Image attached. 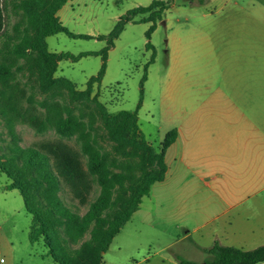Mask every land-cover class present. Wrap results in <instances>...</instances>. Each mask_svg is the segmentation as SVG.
Returning <instances> with one entry per match:
<instances>
[{
    "label": "rangeland",
    "instance_id": "374dc122",
    "mask_svg": "<svg viewBox=\"0 0 264 264\" xmlns=\"http://www.w3.org/2000/svg\"><path fill=\"white\" fill-rule=\"evenodd\" d=\"M152 1L68 0L56 15L75 33L107 35L128 10L148 6ZM171 1L164 20L158 21L151 35L153 48H147L149 22H129L125 26L115 40L114 47L109 50L103 79L100 85H94L89 99L72 98L68 85L61 80H70L78 90H85L88 80L97 75L102 67L101 55L84 56L77 61H60L54 74L58 82L50 89L41 86L37 70L30 72L16 69L13 87L5 88L0 84V91L4 92L6 100L14 94V100L21 110L41 117L45 115L46 105L53 103L61 106L64 115L77 116L87 124L95 145L104 153L111 170L125 173L129 181L157 171L155 164L146 167L141 164L140 154L135 148L123 140L109 137L103 109L98 102L110 113L136 110L141 98L145 65L155 53L154 61L148 67L143 102L138 113L141 130L148 142L159 151L166 133L178 126L181 104L177 103V98L184 94L185 79H181L179 87L174 69V43L177 35L183 33L187 17L199 18L201 7L192 3L195 0ZM3 9L6 34L15 35L18 30L25 33L29 27L28 16L20 9V0H5ZM46 43L49 51L70 52L74 55L98 52L107 45L106 40L75 39L63 32L47 37ZM2 48L3 41L0 40V50ZM26 61L27 57L18 58V64ZM259 61L264 62V56H259ZM216 72V63L209 64L199 72L198 80L221 78L218 74L216 76ZM191 93L197 92L193 90ZM3 103L4 100H0V154L15 145L28 148L59 141L81 149L82 141L77 135L63 137L52 125L39 131L28 120L12 113L8 114L13 115L10 128L8 118L2 114ZM261 135L256 136L260 145L264 141ZM249 145L254 147V143ZM247 148L248 144L241 139L238 149L242 158L239 165L242 173L239 177L263 179V166L249 160ZM82 159L88 168V156L84 155ZM253 168L255 171H251ZM208 181L210 185L176 180L155 183L150 193L143 197L139 211L114 237L104 255V264H180L178 258L195 264H207L213 259L208 249L216 241L242 249L264 245V193L228 210L226 203L230 201L227 199L232 198V190L216 189L212 179ZM8 184L10 179L0 172V258H5L3 264H55L51 257L44 261L41 259L48 252L43 239L36 243L30 241L32 216L25 207L20 191L9 189ZM235 187L238 188L239 184L236 183ZM63 188L62 198L80 215L88 211L90 203L97 199L101 189L94 181L88 203L81 205L67 186ZM89 237L87 234L83 240Z\"/></svg>",
    "mask_w": 264,
    "mask_h": 264
},
{
    "label": "trees",
    "instance_id": "16d2710c",
    "mask_svg": "<svg viewBox=\"0 0 264 264\" xmlns=\"http://www.w3.org/2000/svg\"><path fill=\"white\" fill-rule=\"evenodd\" d=\"M205 4L207 0H196ZM4 2L0 0V84L5 88L13 87L15 70H37L42 87H55L58 79L54 77L58 64L62 60L77 61L89 55H101L103 63L97 75L92 76L85 90H78L73 82L65 81L72 98H90L95 84L100 85L107 67L109 50L129 22H149L147 31V48H153L150 41L158 21H163L165 12L171 7V0H153L148 6H138L123 14L113 30L107 35L93 36L71 31L57 12L68 0H20V9L28 16V29L25 33L6 34L4 28ZM30 31L33 33L31 34ZM65 33L71 38L106 40L107 45L101 51L82 52L74 55L70 52H52L48 50L46 38ZM19 57L27 61L18 64ZM155 53L145 65L141 80V98L134 111L121 110L110 113L103 109V117L108 127V135L114 140H123L140 154L143 166L155 164V172L144 174L135 181L125 173L113 172L106 161L104 153L95 145L88 126L77 116L64 115L58 103L46 105L43 117L27 110H21L14 100V94L6 100L0 91V100H4L2 114L7 117L9 127L13 115L28 120L39 131L52 125L63 137L77 135L82 141L77 150L69 144L59 141L53 144L40 143L23 148L19 145L9 147L0 154V172L10 179L9 189H18L23 197L25 207L32 216L29 238L32 243L44 240L48 255L58 264H104V255L109 250L114 237L120 233L126 223L138 211L145 195L152 186L165 179L168 166L165 155L168 147L178 136L177 129L169 130L161 143L160 150L151 145L144 136L140 122L139 109L144 96V83L148 76V67L154 61ZM12 113V116H8ZM88 156V168L84 166L82 156ZM100 186V194L90 203L88 211L80 215L71 208L61 196L63 187L67 186L81 205L88 203L93 182ZM89 234L90 237L85 239ZM79 244V246H75ZM213 259L207 264H259L264 263V245L253 249H242L224 245L216 241L208 249ZM180 264H195L178 258Z\"/></svg>",
    "mask_w": 264,
    "mask_h": 264
},
{
    "label": "crops",
    "instance_id": "0c3cea01",
    "mask_svg": "<svg viewBox=\"0 0 264 264\" xmlns=\"http://www.w3.org/2000/svg\"><path fill=\"white\" fill-rule=\"evenodd\" d=\"M192 3L201 7L199 18L187 17L174 43V69L179 87L185 79V91L177 98L178 136L166 151L168 169L160 183L210 185L212 179L216 189L232 190L226 203L230 210L264 193V178L239 177L238 149L244 140L249 160L264 168V141L260 145L256 139L261 134L264 139V62L259 61L264 56V0ZM214 63L221 78L198 80L199 72ZM50 257L47 252L41 259Z\"/></svg>",
    "mask_w": 264,
    "mask_h": 264
},
{
    "label": "built area",
    "instance_id": "2783aa9c",
    "mask_svg": "<svg viewBox=\"0 0 264 264\" xmlns=\"http://www.w3.org/2000/svg\"><path fill=\"white\" fill-rule=\"evenodd\" d=\"M5 262V258H0V264H3Z\"/></svg>",
    "mask_w": 264,
    "mask_h": 264
}]
</instances>
